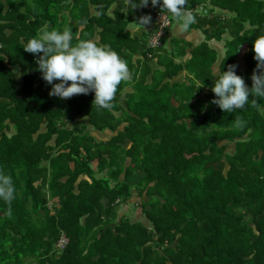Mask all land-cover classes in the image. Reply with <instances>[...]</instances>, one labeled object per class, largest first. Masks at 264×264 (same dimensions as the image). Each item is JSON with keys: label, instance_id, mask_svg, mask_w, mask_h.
<instances>
[{"label": "trees", "instance_id": "1", "mask_svg": "<svg viewBox=\"0 0 264 264\" xmlns=\"http://www.w3.org/2000/svg\"><path fill=\"white\" fill-rule=\"evenodd\" d=\"M203 4L211 14L220 9L235 15L194 17L210 39L232 37L221 71L237 65L247 47L246 71L236 74L251 88L264 1L187 0L185 7ZM145 15V8L132 10L127 0H0V172L12 177L15 188L10 203L0 199V264H264V97L252 96L231 113L213 104L216 59L207 45L195 50L189 66L200 86L167 96L142 84L149 101L137 92L134 115L125 119L111 109L126 82L109 109L97 108L94 93L65 102L49 95L36 63L42 53L23 50L51 25L48 30L70 28L73 45L100 36L98 45L127 62L142 39L126 28ZM180 69L172 64L166 76ZM79 116H89L99 131L128 125L110 142L96 144L77 125L76 132L66 129ZM237 118L243 126L234 125ZM127 141L129 149L123 147ZM138 174L143 179L131 185ZM134 189L148 200L143 210L150 226L128 214L120 218ZM62 237L69 242L60 252Z\"/></svg>", "mask_w": 264, "mask_h": 264}, {"label": "clouds", "instance_id": "2", "mask_svg": "<svg viewBox=\"0 0 264 264\" xmlns=\"http://www.w3.org/2000/svg\"><path fill=\"white\" fill-rule=\"evenodd\" d=\"M127 4L132 10L146 8L149 4L152 7L159 5L160 11L182 21L179 25L181 31L195 23L194 15L185 7L187 0H127ZM150 22L151 16L140 18L141 25ZM48 29V25L42 26L39 38L29 39L23 50L33 55L42 53L36 63L43 81L51 86L49 95L63 100L94 93L93 103L97 108L109 109L118 86L130 78L126 61L110 47L98 45L93 40H83L73 45L70 28L63 31ZM252 51L257 65L251 77V88L236 74L237 65H229L227 71L213 70L214 86L211 91L216 99L212 103L224 113L244 109L252 96L264 97V35L253 41ZM244 123L240 118L234 121L237 127ZM14 194L12 177L0 172V199L10 203Z\"/></svg>", "mask_w": 264, "mask_h": 264}, {"label": "crops", "instance_id": "3", "mask_svg": "<svg viewBox=\"0 0 264 264\" xmlns=\"http://www.w3.org/2000/svg\"><path fill=\"white\" fill-rule=\"evenodd\" d=\"M202 6L206 8L207 13L199 12V14L196 15L194 12H192L195 17H210L228 20L229 18L235 16L233 14L223 12L220 9H216L215 12L211 14L209 8L207 7V4H203L200 7ZM115 10L116 6L108 11V16L113 17ZM93 14H95L94 9ZM146 15L151 16V22L148 25H141L140 18H134L133 20H131V22H129L126 28V34L131 35L132 38L142 39V41H140L139 46L137 45V52L132 55L129 61L126 62L129 68L130 78L124 81L128 85L124 88L123 93L118 96L117 102L115 103L116 108L112 107L111 109V112L116 119H125L134 115V108L132 107V105L134 106L135 103L131 102V98L132 96L136 95L137 92H141L144 87H148L151 91H153L155 88L158 93H160L159 91H164L167 96H169V94L175 95L180 90H183L181 94L188 95V92H186L188 91V86L192 84L197 85V87L200 86V84L195 81L194 75L189 70V66L196 59L195 50L204 45H207L211 50L212 55L216 59L213 70L215 69L218 71L219 69H221L222 62L224 61L227 54V43L232 40V37L229 34H225L223 36V39L220 40L216 38L210 39L207 34V28L204 26H196V21L195 23L190 25L188 29L181 31L179 25L182 21H178L177 18L174 17L172 27L164 37L163 46H161L157 50L155 49L153 53H151L152 56H154L153 58L146 59L145 52H147L149 49L148 42L156 32V25L154 23L152 15L147 10ZM48 26L50 27L51 25ZM247 28L250 29L251 27L248 25ZM93 41H95L96 43L100 42V36H96ZM131 45L134 49L137 48L134 44ZM246 51L247 47L241 48L239 57L237 59L238 67L236 68V70L243 74L246 71V62L244 60V54ZM172 64L176 67H181V69L177 74L173 75V77H168L166 75L171 70ZM17 72L19 74V70ZM142 84L145 86L142 87ZM70 99L71 98L61 100L68 102ZM158 99L159 98H157L156 100L157 102H159ZM142 100L149 101L147 94L141 92V101ZM172 100L174 106L178 107L180 105V100H178L175 96L172 98ZM152 103L153 102L151 101L149 102V104ZM76 125L77 127H79L80 133L83 132V134L91 136L94 139V143L101 144L110 142L119 133L123 132L128 123H123L116 131H113L111 129L99 131L92 125V121L89 116H79L78 118H76L74 123L69 124L66 129L68 131L76 132ZM42 132H46L45 125L42 129ZM123 147L125 149H129L131 147V142L127 141L123 145ZM130 163L131 159H128L126 162L127 166ZM93 165V169L97 171L98 161H96ZM143 177V174L136 175V177L132 180L133 182L131 181V185H138ZM83 178L86 177L82 176V179ZM122 180H124V175L122 176ZM135 196L137 199H140L138 213L140 212V214L143 215V217H138V219H135V217L134 219L131 218V216H135V212L137 213V210H134L132 213H128L127 211L129 207L128 204H131V200L134 199ZM132 199L128 204H125L127 205V207L125 205L121 206L119 210L120 218L128 214V217H130L133 222H142L146 226H150L149 222L145 218L143 210V205L148 201L147 198L145 196L139 197L137 189H134ZM136 202H138V200ZM106 203L107 201L105 200L104 204ZM124 207H126V209Z\"/></svg>", "mask_w": 264, "mask_h": 264}, {"label": "built area", "instance_id": "4", "mask_svg": "<svg viewBox=\"0 0 264 264\" xmlns=\"http://www.w3.org/2000/svg\"><path fill=\"white\" fill-rule=\"evenodd\" d=\"M145 9L152 15L154 23L156 25V32L151 37L148 43L149 49L155 50L163 46L164 37L172 27L174 16L170 13L160 11L158 8L152 7L151 5H149ZM191 12H194L196 15H198L199 12L207 13L206 8L203 6H198ZM68 242L69 240L67 239V237H62L61 241L58 244V249L60 250V252L65 249Z\"/></svg>", "mask_w": 264, "mask_h": 264}, {"label": "rangeland", "instance_id": "5", "mask_svg": "<svg viewBox=\"0 0 264 264\" xmlns=\"http://www.w3.org/2000/svg\"><path fill=\"white\" fill-rule=\"evenodd\" d=\"M233 150H234V145H232L231 147H230V149H229V152H233ZM99 176V175H98ZM97 176V177H98ZM107 177V174L106 173H104V174H102L101 176H99V178L100 177ZM133 182V181H132ZM138 200V202H136ZM139 201H140V199H137L136 198V196L134 197V199H132L131 200V204H128L129 205V207H128V213H132L134 210L136 211L137 210V213L135 212V216H131V218H133L134 219V217H135V219H138V217H143V215L142 214H140V212L138 213V206H140V203H139ZM133 202V203H132ZM135 203V204H134ZM138 203V204H137ZM134 204V205H133ZM137 204V205H136ZM53 206H54V204L53 203H51L50 204V207L51 208H53ZM126 207H127V205H125ZM126 207H124L125 209H126ZM123 211H124V209H123ZM130 215H132V214H130Z\"/></svg>", "mask_w": 264, "mask_h": 264}]
</instances>
